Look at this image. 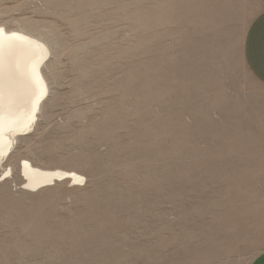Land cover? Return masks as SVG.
Segmentation results:
<instances>
[{
  "label": "rangeland",
  "instance_id": "1",
  "mask_svg": "<svg viewBox=\"0 0 264 264\" xmlns=\"http://www.w3.org/2000/svg\"><path fill=\"white\" fill-rule=\"evenodd\" d=\"M257 9L0 0V25L50 50L48 98L0 167H13L0 177V264H251L263 253L264 88L243 57ZM21 159L85 183L27 192Z\"/></svg>",
  "mask_w": 264,
  "mask_h": 264
},
{
  "label": "bare ground",
  "instance_id": "2",
  "mask_svg": "<svg viewBox=\"0 0 264 264\" xmlns=\"http://www.w3.org/2000/svg\"><path fill=\"white\" fill-rule=\"evenodd\" d=\"M0 29L3 30L0 33V167H3L12 158L19 138L34 130L48 98L49 86L43 68L48 65L50 50L43 39L32 33L2 25ZM18 168L21 189L30 193L63 181L74 186L85 183V178L75 171L42 168L26 159L20 160ZM2 175L3 181L13 177V167H5Z\"/></svg>",
  "mask_w": 264,
  "mask_h": 264
},
{
  "label": "crops",
  "instance_id": "3",
  "mask_svg": "<svg viewBox=\"0 0 264 264\" xmlns=\"http://www.w3.org/2000/svg\"><path fill=\"white\" fill-rule=\"evenodd\" d=\"M258 9L243 41V57L252 77L264 88V0H255ZM251 264H264V252Z\"/></svg>",
  "mask_w": 264,
  "mask_h": 264
},
{
  "label": "snow or ice",
  "instance_id": "4",
  "mask_svg": "<svg viewBox=\"0 0 264 264\" xmlns=\"http://www.w3.org/2000/svg\"><path fill=\"white\" fill-rule=\"evenodd\" d=\"M3 32V30L2 29H0V33H2Z\"/></svg>",
  "mask_w": 264,
  "mask_h": 264
}]
</instances>
